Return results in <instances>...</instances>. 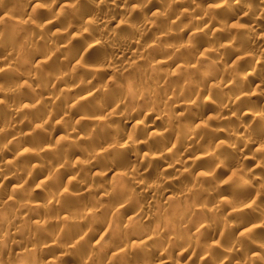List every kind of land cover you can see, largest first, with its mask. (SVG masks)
Masks as SVG:
<instances>
[{
	"label": "clouds",
	"instance_id": "1",
	"mask_svg": "<svg viewBox=\"0 0 264 264\" xmlns=\"http://www.w3.org/2000/svg\"><path fill=\"white\" fill-rule=\"evenodd\" d=\"M0 264H264V0H0Z\"/></svg>",
	"mask_w": 264,
	"mask_h": 264
}]
</instances>
